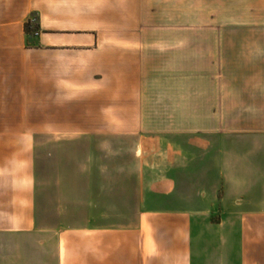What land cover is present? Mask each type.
Returning a JSON list of instances; mask_svg holds the SVG:
<instances>
[{"label":"crops","instance_id":"obj_1","mask_svg":"<svg viewBox=\"0 0 264 264\" xmlns=\"http://www.w3.org/2000/svg\"><path fill=\"white\" fill-rule=\"evenodd\" d=\"M0 264H264V0H0Z\"/></svg>","mask_w":264,"mask_h":264},{"label":"rangeland","instance_id":"obj_2","mask_svg":"<svg viewBox=\"0 0 264 264\" xmlns=\"http://www.w3.org/2000/svg\"><path fill=\"white\" fill-rule=\"evenodd\" d=\"M191 139L192 143H193V138H189ZM101 139L100 143L98 145H100V147H98V149L95 151L96 152V155L95 157L98 158V162L101 166H104L103 163H105L104 161H108L110 162V164H108L110 167V170L109 171H106L108 172V174H103L104 177H106L108 180L109 178L111 179V182L113 183L115 181V178H116V169L114 166V163L115 162H120V164L122 163L123 165V173H122V176H121V179L120 181L123 182L122 185H119V191H122L123 194H129V193H132L134 192V190L136 191V186L133 185L134 181H135V178H136V166H137V163H136V160L133 158L132 156V147L134 146V139H131V138H128L126 140H124V142L120 145H122V152L121 154H119L117 156V158H115V155L112 154L114 153L115 149H114V141L113 140H103ZM105 141V142H104ZM189 141V140H188ZM111 152V153H110ZM108 155V158L106 157ZM107 158V159H105ZM111 162H114L112 165H111ZM118 166V165H117ZM118 177V175H117ZM107 180V182H108ZM104 189V191H103ZM111 189H115L114 187H111V186H103L101 185L100 187L98 186L96 192H105V193H108V192H111ZM114 192V191H113Z\"/></svg>","mask_w":264,"mask_h":264},{"label":"built area","instance_id":"obj_3","mask_svg":"<svg viewBox=\"0 0 264 264\" xmlns=\"http://www.w3.org/2000/svg\"><path fill=\"white\" fill-rule=\"evenodd\" d=\"M26 32L32 33L34 35H38V31L35 29V21H34V19H30L26 23Z\"/></svg>","mask_w":264,"mask_h":264}]
</instances>
